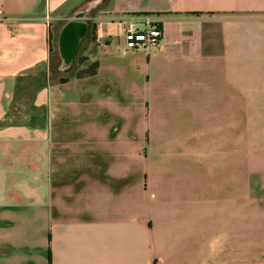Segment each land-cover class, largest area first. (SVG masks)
<instances>
[{"label":"crops","instance_id":"1","mask_svg":"<svg viewBox=\"0 0 264 264\" xmlns=\"http://www.w3.org/2000/svg\"><path fill=\"white\" fill-rule=\"evenodd\" d=\"M0 11V264H264V0H0ZM78 12L88 32L65 70L60 31ZM142 14L162 27L158 47L111 63L124 17ZM84 56L93 75H76ZM128 66L145 67L142 84ZM140 100L183 107L195 128L162 137L195 146L167 160L163 145L155 160L153 145L140 161L138 130L122 126L139 121L124 106Z\"/></svg>","mask_w":264,"mask_h":264},{"label":"rangeland","instance_id":"2","mask_svg":"<svg viewBox=\"0 0 264 264\" xmlns=\"http://www.w3.org/2000/svg\"><path fill=\"white\" fill-rule=\"evenodd\" d=\"M91 40L93 38H90ZM89 39V40H90ZM89 44V43H88ZM116 50H111V56H110V62L113 64H127L130 56H119L117 55L118 51ZM86 56L84 57H79V60L76 58V62H74V67L77 65L80 66L83 63L87 64V67L94 61H86ZM86 67V68H87ZM90 71H92V67L90 66L88 68ZM85 70V69H84ZM72 73L75 72L73 69L70 71ZM86 72L80 70L76 72V75H84ZM145 73H147V70H145L144 66L138 67L136 69L135 67H129L128 66V74H132L136 76V79L139 81V83L142 84V80L145 77ZM102 77H107L108 79H116L117 76L115 74H112L108 70H105L104 73L102 74ZM139 105L137 106H129L124 108H130L132 113L137 112L139 121L135 122L134 120L130 121L127 120L125 117L122 120V126L123 129H131V130H138L139 137H138V142H139V156H140V161L145 162L147 160V155L148 153L150 154L152 150L150 151L151 147L155 145V160H161L160 155L158 152H160V147L165 145L166 147H171V149L168 148L167 150V156L169 160V156L171 157L170 160H179V155L183 151L182 147L187 146V149H189L191 146H195V141L196 139H183V138H178V137H171V138H164L162 137V131L164 129H173V130H179V126H182L181 129H194L195 128V123L194 122H179L178 118L180 115H185L180 113V110L183 109V107L175 106V105H167L166 107L161 106V105H147V104H142V100L139 101ZM165 109H169L170 112L169 114L171 115V121L169 120H164L163 119V111ZM187 117L182 118L183 121H188ZM150 131V133H155L154 138H148L147 133ZM244 140L245 139H237L236 138V161H242L244 160V154H242L240 151L242 149L241 146L244 145ZM249 140V139H247ZM253 141L254 139H250ZM258 140V139H256ZM159 146L158 150L157 147ZM254 149V148H251ZM158 151V152H157ZM172 152V153H170ZM152 156V153H151Z\"/></svg>","mask_w":264,"mask_h":264},{"label":"built area","instance_id":"3","mask_svg":"<svg viewBox=\"0 0 264 264\" xmlns=\"http://www.w3.org/2000/svg\"><path fill=\"white\" fill-rule=\"evenodd\" d=\"M162 35L160 23L150 15H127L124 17L123 39L117 51L122 56L132 52L147 53L158 47Z\"/></svg>","mask_w":264,"mask_h":264},{"label":"water","instance_id":"4","mask_svg":"<svg viewBox=\"0 0 264 264\" xmlns=\"http://www.w3.org/2000/svg\"><path fill=\"white\" fill-rule=\"evenodd\" d=\"M81 12L76 13V16L67 19L61 28L60 39L64 53L65 63H72L76 48L80 39L88 32V24L80 19Z\"/></svg>","mask_w":264,"mask_h":264},{"label":"trees","instance_id":"5","mask_svg":"<svg viewBox=\"0 0 264 264\" xmlns=\"http://www.w3.org/2000/svg\"><path fill=\"white\" fill-rule=\"evenodd\" d=\"M60 33H61V31H60ZM94 37V28L91 30V35H90V38H93ZM78 60H79V58H78ZM92 67V71H90L88 68L89 67ZM97 66H98V63H97V61H94V62H92L85 70H82V71H84V72H86L84 75L85 76H87V75H93L95 72H96V68H97ZM69 67H70V65H67V64H65V63H61L60 65H59V68H64L65 70L66 69H69Z\"/></svg>","mask_w":264,"mask_h":264}]
</instances>
